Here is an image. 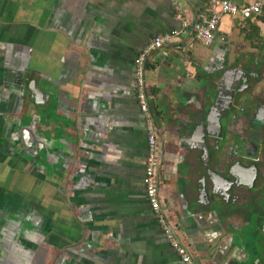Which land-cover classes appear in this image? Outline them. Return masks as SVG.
<instances>
[{"label":"crops","instance_id":"crops-1","mask_svg":"<svg viewBox=\"0 0 264 264\" xmlns=\"http://www.w3.org/2000/svg\"><path fill=\"white\" fill-rule=\"evenodd\" d=\"M208 1L0 0V264H185L146 196L134 63L143 46L180 27L176 4L192 23ZM262 19L238 25L224 16L212 45L188 28L147 57L163 158L161 213L194 264L262 263L263 219L239 212L233 195L244 189L213 151L212 129L207 151L201 129L194 134L218 96L204 77L233 70L231 46L244 49L252 25L264 29ZM33 150L43 165L36 177L28 174ZM32 183L38 213L30 220Z\"/></svg>","mask_w":264,"mask_h":264},{"label":"flooded vegetation","instance_id":"flooded-vegetation-1","mask_svg":"<svg viewBox=\"0 0 264 264\" xmlns=\"http://www.w3.org/2000/svg\"><path fill=\"white\" fill-rule=\"evenodd\" d=\"M256 27L249 30L250 37L264 40V29L258 25ZM246 53L233 50L235 61L230 68L233 70L221 74L230 78L232 83L235 81L233 92L228 96L219 92L210 124L215 135L214 144L218 142L221 146L218 150L220 161L225 162V166L232 173L226 175L229 174L235 188L239 185L244 189L245 194L237 190L236 195H233L239 212L246 211L248 216L262 218L264 222V50L259 49V53L254 55ZM226 64L228 65V61ZM240 64L242 66L237 67ZM239 80L242 83L241 87L239 86L242 88L240 92L237 91ZM259 85L263 87L260 91L256 89ZM219 88L221 86L216 84L217 93ZM240 97L244 99L241 102ZM220 104L224 108L218 107ZM206 141L205 139V144ZM222 148L225 152H222ZM27 163L28 174L36 177V171H41L43 166L39 152L36 154L33 150V155L28 156ZM262 247L263 253L259 255L264 264V246ZM252 261L256 262V259Z\"/></svg>","mask_w":264,"mask_h":264},{"label":"built area","instance_id":"built-area-1","mask_svg":"<svg viewBox=\"0 0 264 264\" xmlns=\"http://www.w3.org/2000/svg\"><path fill=\"white\" fill-rule=\"evenodd\" d=\"M176 20L180 27L168 31L156 37L153 41L143 46L135 58L136 91L140 110L142 112L144 127L146 130V161L143 184L147 199L159 219L166 240L171 247L177 251L185 264H194L193 254L186 244H183L177 236L176 230L163 217L161 201V181L159 172L161 169V154L158 142L159 129L156 126L153 116L150 113L148 95L145 86V73L147 57L159 51L186 34L188 28L192 29L194 38L203 46H210L214 43L219 23L224 16H231L238 20V25H245L246 20L256 19L262 15L264 0H253L246 4H237L233 0H209L198 18L189 22L183 17V10L176 4Z\"/></svg>","mask_w":264,"mask_h":264},{"label":"rangeland","instance_id":"rangeland-1","mask_svg":"<svg viewBox=\"0 0 264 264\" xmlns=\"http://www.w3.org/2000/svg\"><path fill=\"white\" fill-rule=\"evenodd\" d=\"M259 17L262 19L264 17V12ZM262 21L264 22V18L262 19ZM262 41H263L262 39L260 40L258 38H250L249 40L246 41L247 43L245 45H243V48L245 50L244 49H241V47H239L240 45L238 43H236V46H234V47L231 46L230 49H231V51H233L234 49H236V52L242 51V52H247L246 54L250 53L251 55H254V54H258L259 53V49L262 50L261 49V47L263 46ZM233 57L235 58V55H233ZM220 62H221V65L223 66L226 63V60L224 59L223 61H220ZM230 62L232 63V58L230 59ZM219 72H221V73L218 75V77H216L217 79L215 77H212V76H205L204 79L206 80V84L207 83L209 84V83H212L213 82V83L219 84L221 86V88H219V90H218V96L217 97H219V92L223 96H228L230 93L233 92V85H234L235 81L232 83L231 80H230V78L224 77L223 75H221L223 73L221 70ZM208 79H210V82H207ZM215 79L217 81H215ZM239 81H240V84H239V82L237 84V91L238 92L242 91V88H240L242 83H241V80H239ZM262 88L263 87H261V85H259V88L257 87L256 89L260 91ZM257 90H254V92H256ZM243 100H244L243 97H240L239 101L241 102ZM218 107L224 108V107L221 106V104L218 105ZM32 124H33L32 122H29V125H28L29 128L32 127ZM32 133H33L34 142H35L36 141V138L40 135V133L37 132L35 129H33ZM33 147L35 148V145ZM29 192H30L29 199L32 200V203L33 204H35V206H33L32 208H30L29 214H28L29 215L28 217L30 218V220H32V219H35V217L37 216V213H38V206H36V203H37V192H36V184L35 183H32V184L29 185ZM44 196H47L46 193H44ZM260 204L262 206V203H260ZM232 207H233V205H232ZM36 232H37L36 229L30 230V232H28V238L30 240L36 241ZM45 234H46V231L45 232H41V235L42 236L45 235ZM31 253L32 252H30V254ZM35 259H36V254L33 253V254L30 255L29 262H33V260H35Z\"/></svg>","mask_w":264,"mask_h":264},{"label":"water","instance_id":"water-1","mask_svg":"<svg viewBox=\"0 0 264 264\" xmlns=\"http://www.w3.org/2000/svg\"><path fill=\"white\" fill-rule=\"evenodd\" d=\"M226 43L224 42V40H222V43L219 45V48L222 49L224 52H227V47L226 49L224 48V45ZM216 102H217V99L214 103V107L216 106ZM212 108L210 106L206 107L204 112L201 113V123H200V126L199 127H196V131L194 132V134H196V132L198 133L201 129V133H203V137H200L201 138V142L203 143V147H201L204 151H207L208 150V146L205 144V136L206 135H209L210 133V128H211V124H210V120H211V112H212ZM211 113V114H210ZM197 122H199V119L196 120ZM211 135H214L213 133H210ZM215 136V135H214ZM220 144L217 142V144L215 145V148L213 151H218L220 149ZM219 152V151H218ZM222 152H225V149L222 148ZM161 158H162V150H161ZM163 160V158H162ZM161 167H162V161H161ZM211 172L215 173V171H213V169L211 168ZM224 178V177H223ZM225 179V178H224ZM228 181V180H227ZM231 185L229 184L228 187H230ZM261 240V239H260Z\"/></svg>","mask_w":264,"mask_h":264},{"label":"trees","instance_id":"trees-1","mask_svg":"<svg viewBox=\"0 0 264 264\" xmlns=\"http://www.w3.org/2000/svg\"><path fill=\"white\" fill-rule=\"evenodd\" d=\"M263 12H264V9H263ZM256 26H257V25H254V24H253V25H252V28H257Z\"/></svg>","mask_w":264,"mask_h":264}]
</instances>
